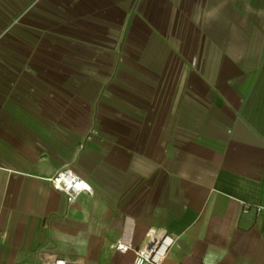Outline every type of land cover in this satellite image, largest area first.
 Masks as SVG:
<instances>
[{"label": "crops", "instance_id": "1", "mask_svg": "<svg viewBox=\"0 0 264 264\" xmlns=\"http://www.w3.org/2000/svg\"><path fill=\"white\" fill-rule=\"evenodd\" d=\"M90 184L69 201L49 177ZM264 0H0V264H264Z\"/></svg>", "mask_w": 264, "mask_h": 264}, {"label": "built area", "instance_id": "2", "mask_svg": "<svg viewBox=\"0 0 264 264\" xmlns=\"http://www.w3.org/2000/svg\"><path fill=\"white\" fill-rule=\"evenodd\" d=\"M52 186L65 192L69 201L83 191H91L89 182L71 167H62L49 177ZM257 210L263 206L255 205ZM1 236V232H0ZM175 236L161 227H149L140 243L134 241V220L125 218L120 236L112 242V247L120 252L133 251L130 264H161L168 250L175 243ZM26 264V263H22ZM46 264H83L79 261L55 257Z\"/></svg>", "mask_w": 264, "mask_h": 264}]
</instances>
